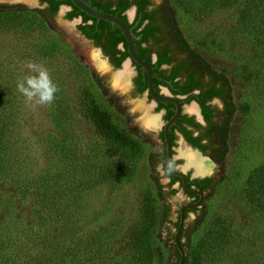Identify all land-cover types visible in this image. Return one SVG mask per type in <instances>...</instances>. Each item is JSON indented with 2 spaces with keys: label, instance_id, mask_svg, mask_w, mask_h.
<instances>
[{
  "label": "rangeland",
  "instance_id": "obj_1",
  "mask_svg": "<svg viewBox=\"0 0 264 264\" xmlns=\"http://www.w3.org/2000/svg\"><path fill=\"white\" fill-rule=\"evenodd\" d=\"M154 1L158 5L163 0ZM186 1L196 3L198 0ZM186 1L176 0L173 12L191 47L214 68L227 71L228 76L241 74V78L244 73L243 85L234 84L235 103L241 109L238 108L232 118L226 155L216 162L210 155L202 154L211 160L209 173L215 175V187L211 194H205L204 205L199 210L188 213L186 226L202 209L206 210V221L229 224L232 234L229 244L222 247L213 260L207 259L203 264H264V211L259 202L249 196L245 184L250 172L264 166V50H259L253 43V35L238 25L240 0L224 8L218 6L211 12L191 10L190 6L187 9L183 5ZM18 3L25 7L14 8ZM0 4L10 6L0 7V128L3 130L0 138V239L8 238L11 244L6 245L11 250L22 242H27L25 249L31 247L30 240L39 227L34 196L28 189L30 185L21 192V186L16 184L21 179V184H33L35 175L46 172L69 175L67 166L56 168L54 144L73 145L78 165L87 162L91 170L103 164L114 165L119 159V152L107 148L103 136L87 115L82 93L88 90L101 103L109 101V109L118 121H124L129 131L147 139L143 155L134 159L133 164L128 162L127 172L122 171L126 178L115 175L104 182L97 181L95 175L89 185L79 186L74 203L76 213L71 221L74 233L81 238L90 233L104 234L110 254L125 257L131 250L133 231L141 220L142 196L150 175L157 174L164 189L169 190L161 163L153 166L150 162L151 153L162 149L158 138L164 123L162 111L156 110L155 103L145 92L132 94L131 81L136 74L132 63L127 66L129 88L121 90L113 86L114 75L124 67L113 66L103 52L99 55L93 48L92 41L77 35L80 18H67L69 6L61 5L53 18L47 20L28 11L34 7L19 0L15 3L0 0ZM131 10L132 7L126 11L129 20H132ZM79 41L85 42L84 46ZM90 50L106 68L101 70L94 66ZM29 61L43 64L59 86L51 105L33 106L26 103V98L18 91V80L30 74L25 66ZM95 75L100 86L93 80ZM160 89L169 92L165 86ZM193 104L185 102L183 111L196 115L198 108L196 111L188 108ZM213 105L220 110L218 100H213ZM145 113L159 118L154 128H145L148 127L142 123ZM58 125L65 130L62 132ZM182 147L190 149L177 134L174 145L177 167L193 174L194 165L181 153ZM172 187L174 191L166 194V202L170 204L167 222L159 231L167 243L174 231L177 211L187 199L176 184ZM175 195L178 198L172 199ZM166 246L171 249L170 244ZM14 251L16 256L20 255V251ZM170 263L171 260L166 262Z\"/></svg>",
  "mask_w": 264,
  "mask_h": 264
},
{
  "label": "trees",
  "instance_id": "obj_2",
  "mask_svg": "<svg viewBox=\"0 0 264 264\" xmlns=\"http://www.w3.org/2000/svg\"><path fill=\"white\" fill-rule=\"evenodd\" d=\"M46 3L44 7H35L32 11L40 18L51 20L61 5L69 6L67 18H81L77 28L91 40L95 46L101 48L110 63L119 67L129 53L127 44L120 29L104 20H97L86 14L72 4L70 0H39ZM100 10L113 13L128 22L125 11L135 6L136 12L132 21L128 22L134 34V42L140 56L151 63L154 73V86L159 91V85L166 86L172 94H186L184 103L195 101L199 104L205 124L198 123L193 116L181 113L176 124L171 130L178 127L183 138L193 147L208 154L216 162L227 153V143L231 136L233 115L239 108L234 99V84L243 85L244 73L231 76L225 70L214 68L196 49L191 47L178 27L173 12V3L176 0H163L160 4L152 6V0H85ZM114 2V8L111 3ZM181 0H177L179 2ZM186 1V0H185ZM239 0H198L196 3L183 2V5L191 10L196 8L199 12H211L218 6L227 7ZM238 9V25L247 33L253 35V43L259 50H264V0H240ZM0 7H10L0 4ZM14 8L25 7L18 3ZM122 44V47L119 45ZM155 53L156 60L152 62L150 55ZM134 64V63H133ZM135 65L134 76L135 90L137 94L147 90V78L139 65ZM244 72V71H243ZM95 84H99V78H93ZM100 86V84H99ZM198 89L197 93L192 92ZM82 96L85 110L90 120L106 141L110 150L119 152V159L114 165L103 164L97 170H91L87 162L76 160L77 151L73 145L66 143L54 144L56 168L63 169L67 166L68 176L61 172H46L35 175L34 182L21 184L19 180L16 186H21V192L27 188L33 193L36 219L39 227L35 231L31 247L25 249L27 242L15 247L20 251L16 256L15 251L8 249L6 243L11 244L5 236L0 239V264H178L180 253L175 244L174 234L178 227L180 211H177V219L173 223L174 231L167 241L161 238L159 231L167 222L170 204L166 202V194L174 191L175 182L182 186V180L167 172L163 167V176L169 178L164 189L157 174H151L149 182L143 193L141 207V220L135 227L132 235L131 250L128 255L114 257L110 254L105 235L90 233L81 238L74 233L72 217L75 216V205L79 186H87L94 181L106 182L112 180L115 175L125 177L123 170L128 171V162L133 164L134 159L143 155L144 145L147 139L129 131L124 121H118L109 109L111 104L101 103L98 97L90 91H84ZM136 94V93H135ZM220 98L224 102L222 111H214L208 101L212 98ZM162 105V102H159ZM109 106V107H108ZM168 112L165 120L173 114L174 105L168 103ZM64 115V114H63ZM221 117V118H220ZM64 118V117H63ZM61 118V121L63 120ZM65 119V118H64ZM5 120L4 128H6ZM63 132V127L58 125ZM3 130L0 128V138ZM173 137L170 131V138ZM160 139L164 140L161 132ZM205 140V141H203ZM146 151V150H145ZM165 156V147L162 151L151 153L150 162L153 166L162 163ZM176 160H169V166L175 168ZM66 168V167H65ZM117 176V177H118ZM84 177L83 180L81 178ZM126 178V177H125ZM189 184H194L205 194H211L215 187V175L202 178L189 179ZM26 181V179H24ZM188 184V187H190ZM247 192L251 198L259 202L264 211V166L250 172L245 181ZM204 205L192 209H185L184 217L187 219L190 211H197ZM206 210L197 215V218L183 227L179 234L180 245L185 252L183 264H203L204 261L213 260L220 249L229 244L232 237L229 224L226 221H206ZM64 221V222H61ZM215 222V223H213ZM214 225H213V224ZM168 230V229H167ZM31 236V235H30ZM185 236V240L183 237ZM165 244H170L168 250ZM25 249V251H24ZM28 250V252H27Z\"/></svg>",
  "mask_w": 264,
  "mask_h": 264
},
{
  "label": "water",
  "instance_id": "obj_3",
  "mask_svg": "<svg viewBox=\"0 0 264 264\" xmlns=\"http://www.w3.org/2000/svg\"><path fill=\"white\" fill-rule=\"evenodd\" d=\"M3 1H6L7 3H15L18 0H3ZM19 1L23 2L28 7H34V8L35 7H39V8L43 7V5L39 3V0H19ZM70 1L78 9H80L81 11L90 15L91 17H94L97 20H104V21L109 22L113 25H116L120 29L121 33L124 36V39H125L126 44H127V51L129 53V56L125 60L122 61L121 66H123L124 63H128V65L130 63H134L136 65H139L140 68L142 69V71L145 72L146 78H147V90L145 91V96L147 94L150 95L153 102H155V101L170 102L174 105L173 114L164 123V126H163L165 156H164V160H163V163L161 166H163V168L167 172H169L172 175L179 177L182 180V188H181L182 194H184V193H186V194H197L199 196L197 201H195L193 203L183 204L179 210L180 211V217H179L178 227H177L175 234H174V240H175V244H176V246L179 250V253H180V258H179L178 264H183L185 252L180 245L179 234L181 232V229H182L183 223H184V211H185V209H192L195 206L199 205L200 202L203 200V196H204V193L199 191V190L188 189V187H187L188 179L186 177L185 168H179V169L171 168L168 165V162L171 158L172 148H173L172 144H171V140H170L169 130H170L171 126L176 123V120L179 117V115L182 112H184L183 111V105L184 104H182V101L179 99V97L171 95L170 92H162V91L157 92L156 91L155 86H154V79L156 78V75L154 73V68L149 61L142 58L140 56V54L138 53V51L136 49L135 42H134L135 37H134L133 31H132V28L129 26L127 21L123 20L122 18H120L119 16H117L113 13L100 10L85 0H70ZM133 15H134V8L132 7V10L130 11V16H132V18H133ZM77 35L81 39H84L85 41H89V39L87 37H85L80 32L79 29H78ZM120 47H122V44H120ZM93 48L95 50L99 51V55L102 54V51L99 47L93 45ZM107 67H109L111 69L110 65H108ZM101 70H103V69H101ZM128 80H129V78H128ZM129 86H130V82H128V85L126 86L125 89H128ZM121 90H123V89H121ZM191 102H193L197 106V103L194 100ZM197 118L199 120H202L201 115L199 113L197 114ZM158 120H159V118L157 117V124H158ZM154 127H145V128L150 129V128H154ZM189 148L193 150L192 147L189 146ZM194 151L198 152L201 156H203L202 153L200 151H198L197 149H194ZM203 157H205V156H203ZM191 175L194 177L195 176H206V175H210V173L208 172L205 174H201V173H197L194 171L193 174H191ZM176 186L178 187V183H176ZM177 198H178V195L172 196V199H177Z\"/></svg>",
  "mask_w": 264,
  "mask_h": 264
},
{
  "label": "clouds",
  "instance_id": "obj_4",
  "mask_svg": "<svg viewBox=\"0 0 264 264\" xmlns=\"http://www.w3.org/2000/svg\"><path fill=\"white\" fill-rule=\"evenodd\" d=\"M30 74L17 82L18 91L26 98V103L35 105H51L59 86L52 80L49 70L43 64L29 61L25 65Z\"/></svg>",
  "mask_w": 264,
  "mask_h": 264
},
{
  "label": "flooded vegetation",
  "instance_id": "obj_5",
  "mask_svg": "<svg viewBox=\"0 0 264 264\" xmlns=\"http://www.w3.org/2000/svg\"><path fill=\"white\" fill-rule=\"evenodd\" d=\"M153 1V5L152 6H155L156 4H155V1L154 0H152ZM39 3L40 4H42L43 5V7L46 5V3H41L40 1H39ZM112 5H111V8H114V2L112 1V3H111ZM131 7H133L134 8V15H133V18H134V16H135V12H136V8H135V6L133 5V6H131ZM127 11V10H126ZM126 11H125V15H126ZM126 17H127V15H126ZM132 18V19H133ZM128 19V18H127ZM80 21H81V18H80ZM130 21H132V20H129L128 19V22H130ZM89 41H91V40H89ZM153 55H154V58H153ZM150 57H151V60H152V62H154L155 60H156V54L155 53H153V54H151L150 55ZM133 64V63H132ZM134 65V64H133ZM134 67H135V65H134ZM136 69V68H135ZM157 77V76H156ZM132 85H131V87H132V94L133 95H139V94H137V90H135V84H134V77H133V79H132ZM161 86H163V85H159V91H157V92H160L161 91ZM166 87V86H165ZM167 88V87H166ZM168 89V88H167ZM146 91V90H145ZM144 91V92H145ZM168 91L170 92V90L168 89ZM199 90L198 89H195V90H193L192 92H194V93H197ZM136 93V94H135ZM170 94L171 95H173V96H177V97H179V99L182 101V104H184V99H185V97H186V94H172L171 92H170ZM146 97L147 98H149V99H151L152 100V98L150 97V95H146ZM213 100H218V103H220V106H221V108H220V110H218V108H216L214 105H213ZM159 102H161V101H155L154 103H155V107H156V110H159V111H162V116H163V120H164V123L167 121V120H165V117H166V114H167V112H168V109H167V105H168V103H170V102H162L163 104L162 105H160L159 104ZM197 103V102H196ZM217 103V102H216ZM172 104V103H171ZM208 104L210 105V107L211 108H213L214 109V111H222V109L224 108V102L220 99V98H218V97H216V98H212L210 101H208ZM197 108H198V113L201 115V118H202V120H199L198 118H197V114L196 115H191V114H189V113H186V112H182V113H184V114H187L188 116H193L194 117V119L198 122V123H200L201 125H204L205 124V120H204V118H203V115H202V112H201V108H200V106H199V104L197 103ZM173 111H174V109H173ZM221 118V117H220ZM157 121V119H155V122ZM177 121V120H176ZM164 123H163V125H162V128H161V130L159 131V133H158V138L160 139V134H161V132L163 133V126H164ZM176 124V123H175ZM174 124V125H175ZM157 125V124H156ZM156 125H153V126H156ZM173 126V125H172ZM172 126H171V128H172ZM171 128H170V130H169V134H170V131H172V134H173V137L172 138H170V140H171V144H172V152H171V158H170V160H176V159H174V145L176 144V136H177V134H180L181 135V133H180V131H179V129H178V127H175L173 130H171ZM181 137L183 138V136L181 135ZM184 139V138H183ZM161 140V139H160ZM184 141H185V143H187V145H189L190 147H192L193 149H197L198 151H200L202 154H204L200 149H198V148H195V147H193L192 145H190L185 139H184ZM203 141H205V140H203ZM161 142H162V147L164 146L165 147V144H164V140L162 141L161 140ZM161 151H162V149H161ZM164 160V159H163ZM163 163V162H162ZM162 163H161V165H162ZM168 165H169V162H168ZM163 166H161V168H162ZM175 168H177L178 169V167H177V164L175 165ZM187 175H188V177H189V179H193V178H202V177H205V176H192L190 173H186V177H187ZM206 176H212V174H210V175H206ZM188 179V178H187ZM168 180H169V178H168ZM176 183H178V188H182V186L181 187H179V182H175V184ZM188 184H189V181H188ZM188 184H187V187H188ZM174 185V184H173ZM172 185V186H173ZM189 186L190 187H188V189H191V190H199L197 187H196V185H194V184H189ZM200 191V190H199ZM207 191V190H206ZM206 191H201V192H203L204 193V196H205V193H206ZM184 195H186V197H187V199H186V201L183 203V204H186V203H193V202H195V201H197L198 200V198H199V196L197 195V194H186V193H184ZM204 196H203V200H204ZM202 200V201H203ZM201 201V202H202ZM200 202V203H201ZM182 204V205H183ZM182 205H180V207L182 206ZM200 205V204H199ZM199 205H197V206H199ZM197 206H195V207H197ZM180 207H179V210H180ZM185 212V211H184ZM186 219H185V217H184V222H186L185 221Z\"/></svg>",
  "mask_w": 264,
  "mask_h": 264
},
{
  "label": "bare ground",
  "instance_id": "obj_6",
  "mask_svg": "<svg viewBox=\"0 0 264 264\" xmlns=\"http://www.w3.org/2000/svg\"><path fill=\"white\" fill-rule=\"evenodd\" d=\"M79 43L84 46L85 42L83 41H79ZM89 55H90V59L92 61V63L94 64V66L96 68H100V69H103V68H106L104 67V62L101 61V59L98 57V55L93 51H89ZM128 63H124L123 65V69L122 70H118L115 74L116 76L114 75V86L116 87H119L121 89H125L126 86L128 85V68H127ZM190 111H196L197 110V107L193 104L191 105L190 107H188ZM144 110V109H143ZM157 118V117H156ZM142 123L148 127H154L153 125L156 123L155 122V118L152 116V115H148L147 113H145V115L143 116L142 118ZM157 124V123H156ZM155 124V125H156ZM190 149H186L185 147L181 148V153L186 156L189 160V162L194 165V168H195V172L197 173H201V174H205V173H208L211 169V160L206 158V157H203L201 156L198 152H190L189 151Z\"/></svg>",
  "mask_w": 264,
  "mask_h": 264
}]
</instances>
